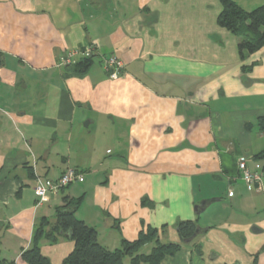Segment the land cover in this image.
<instances>
[{"label":"crops","instance_id":"1","mask_svg":"<svg viewBox=\"0 0 264 264\" xmlns=\"http://www.w3.org/2000/svg\"><path fill=\"white\" fill-rule=\"evenodd\" d=\"M219 11V0H0V264H28L35 226L66 196L107 249L151 226L179 245L160 264H264V187L237 168L264 170V46L241 59ZM87 42L98 50L83 75L57 65ZM108 54L123 61L116 78ZM68 167L83 180L36 204L35 176ZM183 220L200 254L180 240ZM73 245L39 243L50 264Z\"/></svg>","mask_w":264,"mask_h":264},{"label":"trees","instance_id":"2","mask_svg":"<svg viewBox=\"0 0 264 264\" xmlns=\"http://www.w3.org/2000/svg\"><path fill=\"white\" fill-rule=\"evenodd\" d=\"M219 3L216 22L239 37L237 51L241 59L264 46V4L245 10L233 0H219ZM92 58L80 57L74 64L64 65V68L68 74L81 76L91 65ZM241 68L246 71L251 65L243 64ZM262 156L264 151L257 155ZM80 201V197H64L63 203L55 208L53 221L44 218L35 226L30 247L21 253L28 264H50L49 259L41 254L39 243L42 239L56 242L59 237L69 238L74 244L62 264H126L125 258H128V264H160L165 256L173 255L179 249L178 244L161 243L157 229L151 226L141 229L132 241L122 240L120 248L107 249L98 242L96 229L76 217L75 211ZM176 230L181 241L192 243L195 251L201 253V245L195 242L199 233L195 221H179ZM149 242H154L151 250L140 252V248Z\"/></svg>","mask_w":264,"mask_h":264},{"label":"built area","instance_id":"3","mask_svg":"<svg viewBox=\"0 0 264 264\" xmlns=\"http://www.w3.org/2000/svg\"><path fill=\"white\" fill-rule=\"evenodd\" d=\"M98 44L96 42H87L79 48H75L62 55L57 62V65L64 66L73 63L76 57H93L97 54ZM101 66L109 78H116L123 69V61L113 54L101 56ZM237 168L243 181L254 186L257 190L264 187V170L251 171L245 161L241 158L237 160ZM83 173L73 167L66 168L60 176L55 179H42L35 176L33 190L36 196V204H41L49 199L50 195H57L60 190L73 182H81ZM231 194V191L228 193Z\"/></svg>","mask_w":264,"mask_h":264},{"label":"water","instance_id":"4","mask_svg":"<svg viewBox=\"0 0 264 264\" xmlns=\"http://www.w3.org/2000/svg\"><path fill=\"white\" fill-rule=\"evenodd\" d=\"M201 205H203V206H204V205H205V201L201 202ZM195 207H197V206H195Z\"/></svg>","mask_w":264,"mask_h":264},{"label":"rangeland","instance_id":"5","mask_svg":"<svg viewBox=\"0 0 264 264\" xmlns=\"http://www.w3.org/2000/svg\"><path fill=\"white\" fill-rule=\"evenodd\" d=\"M142 251H147V250H145V248H144V249H142Z\"/></svg>","mask_w":264,"mask_h":264}]
</instances>
